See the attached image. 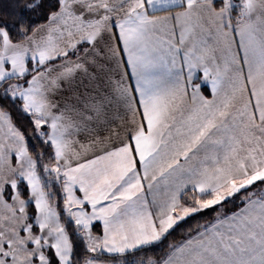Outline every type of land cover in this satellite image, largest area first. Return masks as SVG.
<instances>
[{
    "label": "snow or ice",
    "instance_id": "snow-or-ice-1",
    "mask_svg": "<svg viewBox=\"0 0 264 264\" xmlns=\"http://www.w3.org/2000/svg\"><path fill=\"white\" fill-rule=\"evenodd\" d=\"M0 264H264V0H10Z\"/></svg>",
    "mask_w": 264,
    "mask_h": 264
},
{
    "label": "trees",
    "instance_id": "trees-1",
    "mask_svg": "<svg viewBox=\"0 0 264 264\" xmlns=\"http://www.w3.org/2000/svg\"><path fill=\"white\" fill-rule=\"evenodd\" d=\"M10 2V0H0V11L3 10V8ZM206 215H210V213H207Z\"/></svg>",
    "mask_w": 264,
    "mask_h": 264
}]
</instances>
